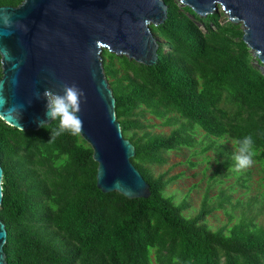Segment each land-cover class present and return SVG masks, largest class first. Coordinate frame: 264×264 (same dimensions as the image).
<instances>
[{
	"label": "trees",
	"instance_id": "16d2710c",
	"mask_svg": "<svg viewBox=\"0 0 264 264\" xmlns=\"http://www.w3.org/2000/svg\"><path fill=\"white\" fill-rule=\"evenodd\" d=\"M21 1L0 0V6ZM164 2L165 21L150 26L159 45L154 64L101 52L116 117L135 146L131 161L149 184V197L102 192L92 149L80 135L52 140L55 121L19 130L0 119L7 264H264V223L256 221L264 208L249 213L250 199L235 221L225 211L226 225L212 230L203 217L228 196L220 192L212 206L204 197L199 212L187 217V204L165 194L178 175L154 172L165 153L193 145L198 127L209 137L232 140L235 149L251 134L254 160L264 173V73L242 40L241 25L221 11L200 17L175 0ZM148 114L163 126L176 114L186 125L151 131ZM248 180L242 178L241 186L247 188Z\"/></svg>",
	"mask_w": 264,
	"mask_h": 264
},
{
	"label": "water",
	"instance_id": "95a60500",
	"mask_svg": "<svg viewBox=\"0 0 264 264\" xmlns=\"http://www.w3.org/2000/svg\"><path fill=\"white\" fill-rule=\"evenodd\" d=\"M205 17L222 10L227 20L241 25L242 40L264 64V0H178ZM13 21L0 22V50L10 60L1 66L0 119L19 130H37L50 123L45 90L61 94L65 85L83 92L80 137L97 163L96 185L127 198H147L150 186L131 158L134 144L123 136L116 117L115 97L104 73L101 52L106 48L136 62L152 65L159 46L151 25L167 17L164 0H23L1 5ZM15 106L14 113L6 111ZM3 169L0 159V205ZM7 231L0 219V264H7Z\"/></svg>",
	"mask_w": 264,
	"mask_h": 264
},
{
	"label": "rangeland",
	"instance_id": "374dc122",
	"mask_svg": "<svg viewBox=\"0 0 264 264\" xmlns=\"http://www.w3.org/2000/svg\"><path fill=\"white\" fill-rule=\"evenodd\" d=\"M175 1L181 7L179 1ZM219 11L223 12L222 10ZM224 16L226 17L225 14ZM222 18L224 19V17ZM256 59L253 60L255 64ZM258 67L264 73V64H259ZM146 116L148 120L145 123L150 124V130L155 132L168 133L173 127L186 125V121L177 117L176 114L169 115L173 117V123L166 126L160 125V120L153 116L149 114ZM191 138L193 140L191 147L183 146L177 151L165 153V163L159 167H154L155 173L165 172L167 177L178 175L166 187L165 194L173 196L176 204H187V207L182 211L184 215L187 217L195 216L199 212L204 197L208 198L209 206L215 205L220 200L217 198L220 192H223L224 196H228L223 202V206L214 209L203 217V223L212 230L226 225L228 214L225 211L232 215L233 221H235L241 215L242 210H246L245 202L250 199H253L255 204L253 203L249 213L256 214L260 208H264V202L261 201L264 196L262 179L264 173L257 161L254 160L249 168L235 172L233 170L235 162L232 157L236 149L232 140L209 137L198 127L192 133ZM211 141H215L213 147L204 151L203 149ZM228 150L232 151L233 154H230ZM245 177H249L246 183L247 188L241 186L242 178ZM237 201H241L243 204L236 206ZM259 201L262 202V205L261 203L257 205ZM261 210L256 215V221L264 223V209Z\"/></svg>",
	"mask_w": 264,
	"mask_h": 264
},
{
	"label": "clouds",
	"instance_id": "9594fccd",
	"mask_svg": "<svg viewBox=\"0 0 264 264\" xmlns=\"http://www.w3.org/2000/svg\"><path fill=\"white\" fill-rule=\"evenodd\" d=\"M25 3L26 0H23ZM0 22L5 28H9L13 21L8 13H0ZM6 60H10V54L5 48L0 50V66ZM47 116L56 122L52 131L51 139L55 140L64 135L75 137L82 132L83 122L80 118V106L83 92L76 85H65L61 94H54L45 90ZM0 104H6V100L0 97ZM6 111L14 113L15 106L7 108ZM256 155L255 141L251 134L245 135L236 141V152L234 160V171L240 172L249 168L254 163Z\"/></svg>",
	"mask_w": 264,
	"mask_h": 264
}]
</instances>
